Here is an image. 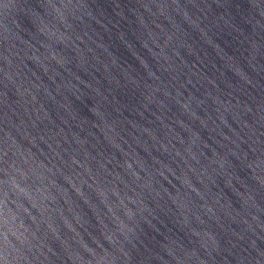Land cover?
<instances>
[{
  "label": "water",
  "instance_id": "95a60500",
  "mask_svg": "<svg viewBox=\"0 0 264 264\" xmlns=\"http://www.w3.org/2000/svg\"><path fill=\"white\" fill-rule=\"evenodd\" d=\"M0 264H264V0H0Z\"/></svg>",
  "mask_w": 264,
  "mask_h": 264
}]
</instances>
